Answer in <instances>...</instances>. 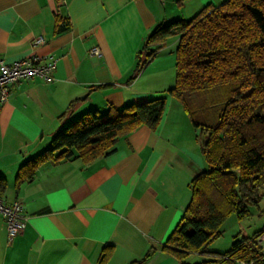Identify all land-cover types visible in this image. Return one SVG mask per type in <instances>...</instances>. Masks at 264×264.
I'll list each match as a JSON object with an SVG mask.
<instances>
[{"label":"crops","instance_id":"1","mask_svg":"<svg viewBox=\"0 0 264 264\" xmlns=\"http://www.w3.org/2000/svg\"><path fill=\"white\" fill-rule=\"evenodd\" d=\"M224 1L0 0L1 56L56 60L50 79L15 82L0 106V176L6 183L0 197L21 201L28 215L25 230L8 242L0 213V264H181L163 246L190 201L191 179L207 163L201 152L206 134L167 92L178 37L167 39L132 76L155 26ZM57 16L68 22L59 33ZM37 36L44 42L34 46ZM91 46L101 56L90 55ZM161 96L166 104L155 129L139 125L109 154L87 163L74 155L46 160L16 187L19 167L80 114ZM189 255L183 262L190 264Z\"/></svg>","mask_w":264,"mask_h":264},{"label":"trees","instance_id":"2","mask_svg":"<svg viewBox=\"0 0 264 264\" xmlns=\"http://www.w3.org/2000/svg\"><path fill=\"white\" fill-rule=\"evenodd\" d=\"M56 17L54 32L68 22ZM178 37L174 84L167 92L206 134L201 152L207 169L190 182L191 197L163 248L181 264L191 253L208 254L205 244L221 234L228 212L243 216L264 188V0H225L205 5L189 19L158 24L145 37L132 79L165 46ZM223 87L218 102L197 103V96ZM166 104L164 96L105 110L89 109L61 127L50 145L23 163L15 185L33 176L44 161L71 156L87 163L109 154L119 137L139 125L155 129ZM6 186L0 176V188ZM260 233V232H259ZM251 237L233 242L224 253L194 264H235V259L264 264V251ZM110 249L101 258L104 262ZM142 261L132 264H141Z\"/></svg>","mask_w":264,"mask_h":264},{"label":"built area","instance_id":"3","mask_svg":"<svg viewBox=\"0 0 264 264\" xmlns=\"http://www.w3.org/2000/svg\"><path fill=\"white\" fill-rule=\"evenodd\" d=\"M44 42L42 36L33 38L32 45L36 46ZM88 53L93 56H101L99 47L91 46ZM56 60L53 56L42 57L38 54H31L13 61H7L0 54V106L5 103L11 93L12 85L21 80L39 77L44 80L51 78L55 68ZM0 213L6 222L7 241L11 240L23 232L28 222V215L24 211L21 201L5 202L0 197ZM258 244L264 251V230L256 236ZM235 264H255L252 260L235 259Z\"/></svg>","mask_w":264,"mask_h":264},{"label":"rangeland","instance_id":"4","mask_svg":"<svg viewBox=\"0 0 264 264\" xmlns=\"http://www.w3.org/2000/svg\"><path fill=\"white\" fill-rule=\"evenodd\" d=\"M221 89L223 87H214V89L201 93L197 96V103L210 104L218 102L224 95ZM261 230H264V188L261 189L260 196L255 202L247 204L245 215L239 216L235 211L228 212L221 225V234L206 243L204 248L209 253H224L232 248L235 240L251 237ZM209 253H191L187 261L190 264L205 261L211 258Z\"/></svg>","mask_w":264,"mask_h":264}]
</instances>
